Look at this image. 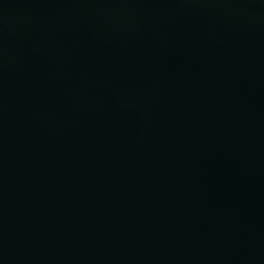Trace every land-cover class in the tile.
I'll list each match as a JSON object with an SVG mask.
<instances>
[{
  "label": "water",
  "instance_id": "1",
  "mask_svg": "<svg viewBox=\"0 0 264 264\" xmlns=\"http://www.w3.org/2000/svg\"><path fill=\"white\" fill-rule=\"evenodd\" d=\"M0 264H264V0H0Z\"/></svg>",
  "mask_w": 264,
  "mask_h": 264
}]
</instances>
